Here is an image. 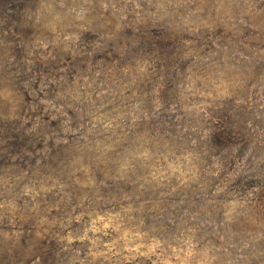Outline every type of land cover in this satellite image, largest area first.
<instances>
[{"label": "rangeland", "instance_id": "obj_1", "mask_svg": "<svg viewBox=\"0 0 264 264\" xmlns=\"http://www.w3.org/2000/svg\"><path fill=\"white\" fill-rule=\"evenodd\" d=\"M0 264H264V0H0Z\"/></svg>", "mask_w": 264, "mask_h": 264}]
</instances>
